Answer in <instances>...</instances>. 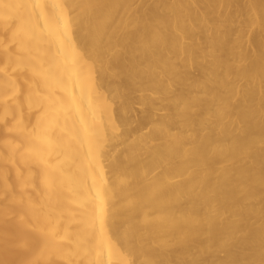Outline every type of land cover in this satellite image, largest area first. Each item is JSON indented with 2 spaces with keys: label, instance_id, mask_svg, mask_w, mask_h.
<instances>
[{
  "label": "bare ground",
  "instance_id": "obj_1",
  "mask_svg": "<svg viewBox=\"0 0 264 264\" xmlns=\"http://www.w3.org/2000/svg\"><path fill=\"white\" fill-rule=\"evenodd\" d=\"M0 264H264V0H0Z\"/></svg>",
  "mask_w": 264,
  "mask_h": 264
}]
</instances>
